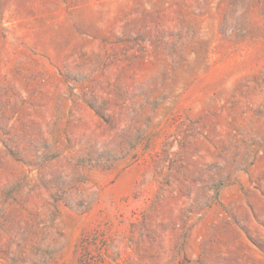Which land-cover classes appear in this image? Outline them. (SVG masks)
I'll return each mask as SVG.
<instances>
[{"label":"rangeland","instance_id":"1","mask_svg":"<svg viewBox=\"0 0 264 264\" xmlns=\"http://www.w3.org/2000/svg\"><path fill=\"white\" fill-rule=\"evenodd\" d=\"M0 264H264V0H0Z\"/></svg>","mask_w":264,"mask_h":264}]
</instances>
